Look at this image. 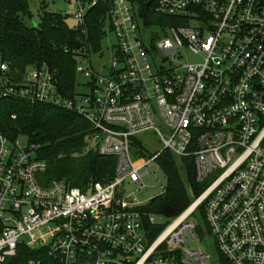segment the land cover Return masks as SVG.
I'll return each instance as SVG.
<instances>
[{
    "label": "built area",
    "instance_id": "obj_1",
    "mask_svg": "<svg viewBox=\"0 0 264 264\" xmlns=\"http://www.w3.org/2000/svg\"><path fill=\"white\" fill-rule=\"evenodd\" d=\"M107 2L111 64L96 71L88 42L65 49L89 94H62L46 63L16 80L0 52V101L72 109L92 124L91 148L116 158L114 176L86 190L46 183L38 145L0 132V264L22 246L42 253L26 264H264V0ZM77 3L85 33L98 0ZM134 137L150 157L133 153ZM165 151L193 160L203 190L161 223L125 186L142 189L141 170Z\"/></svg>",
    "mask_w": 264,
    "mask_h": 264
},
{
    "label": "trees",
    "instance_id": "obj_2",
    "mask_svg": "<svg viewBox=\"0 0 264 264\" xmlns=\"http://www.w3.org/2000/svg\"><path fill=\"white\" fill-rule=\"evenodd\" d=\"M107 1L98 0V4L88 10L84 33L79 25L71 27L63 13L47 10L45 0L41 1L38 23L30 24L27 22V18L32 17L30 0H0V52L16 80L23 78L32 67L46 63L58 70L60 92L76 96L79 59L65 49L83 48L84 42H88L92 52L100 50L104 36L101 18L108 11ZM141 8L145 13L151 11L145 5ZM154 24L149 19L146 26ZM0 132L12 141L22 136L30 144L38 145L37 154L47 163L43 173L46 183L63 180L86 190L90 181H104L114 176L116 158L89 148L87 136L93 133L92 124L72 109L23 97L3 99L0 101ZM137 147H141L145 156H151L149 149L134 137V154ZM157 162L167 175L168 183L164 192L150 200L144 209L170 220L183 212L192 202V193L200 194L203 187L196 181L192 159L178 158L165 151ZM34 253L22 246L18 257L3 264H26L29 258L42 254Z\"/></svg>",
    "mask_w": 264,
    "mask_h": 264
},
{
    "label": "rangeland",
    "instance_id": "obj_3",
    "mask_svg": "<svg viewBox=\"0 0 264 264\" xmlns=\"http://www.w3.org/2000/svg\"><path fill=\"white\" fill-rule=\"evenodd\" d=\"M42 0H30V12L32 14L31 18H27V22L30 24L32 22L38 23L40 19V14L42 11L41 2ZM47 6L46 9L54 12H61L63 15L67 16L66 20L71 27L78 25V20L75 18V14L78 10L77 0H45ZM110 44L116 41L115 36L112 34L110 36ZM109 43L106 42L97 53L92 54V63L96 71L100 72L103 70L104 66L110 65L112 62L111 53L108 49ZM199 59L193 56L188 57V61L196 62ZM86 65V64H84ZM89 79L85 78L82 74H77V93H90V87L87 86ZM145 138L149 141L150 146L156 148L157 150L162 148V144L158 142L157 137L153 134V137L146 135ZM29 142L26 138L21 137V145L26 146ZM89 148L91 144L89 143ZM143 174L142 180L144 187L140 189L139 184L137 183H128L125 186L127 194H133L134 197L139 202L143 204H148L150 200L162 194L166 189L168 178L164 171L158 166L156 162L150 163L147 167L141 170ZM192 198L194 194L192 193ZM158 222L167 223L170 220H167L163 216H157ZM173 219V218H172ZM192 246V244H189Z\"/></svg>",
    "mask_w": 264,
    "mask_h": 264
}]
</instances>
